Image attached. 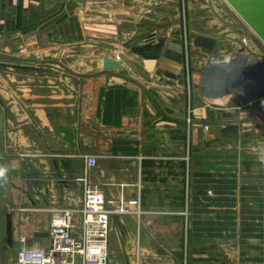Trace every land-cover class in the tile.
I'll list each match as a JSON object with an SVG mask.
<instances>
[{"label": "crops", "instance_id": "obj_1", "mask_svg": "<svg viewBox=\"0 0 264 264\" xmlns=\"http://www.w3.org/2000/svg\"><path fill=\"white\" fill-rule=\"evenodd\" d=\"M215 1L188 0L189 21L200 11L207 27ZM180 22L179 0H0V57L19 61L17 69L107 39L135 73L77 75L74 97L60 85L31 90V76L21 80L24 99L6 115L15 150L27 152L15 161L26 174L18 181L26 208L12 214V264L23 247H49L55 211L80 210L73 182L84 176L86 156L96 159L90 180L108 202L137 199L144 212L139 225L134 216L111 217L113 264H178L186 250L191 264H264V47L254 40L235 49L241 32L215 37L208 27L216 46L195 47L187 80ZM221 56L225 62L210 63ZM252 94L263 98L261 109L229 107Z\"/></svg>", "mask_w": 264, "mask_h": 264}, {"label": "rangeland", "instance_id": "obj_2", "mask_svg": "<svg viewBox=\"0 0 264 264\" xmlns=\"http://www.w3.org/2000/svg\"><path fill=\"white\" fill-rule=\"evenodd\" d=\"M220 1L219 4H217V2H212V7H210V16L208 18V22L209 25H207V27H205V25H203L202 23H198L200 17H202L201 15H203L200 11L195 12L194 17L190 18L189 21V17H190V12H189V4H188V9L186 11V16L188 19V32L189 35L191 37V35L193 34L194 37L196 38H192L191 37V41H190V45L188 46V49L186 48V43H185V39H184V26H183V10L181 8V3H180V12H181V22H180V26H181V31H182V35H183V55H184V74H185V79L187 80H192V68H191V63H192V52L193 51H197L195 50L197 47L194 44V41H196L197 37H208L207 34H210L208 31V27H212L213 29H211V31L213 30L215 32V36L217 33H223V31H227L226 29L229 30V28L231 31H239L241 33H238V44L236 48H238V46H240V39L241 38H246L249 35V43L250 41H259V46L262 48L264 47V44L257 38L256 35H251L252 32H250V29L245 25V23L240 19V17L234 12V10L224 1V0H218ZM180 2V1H179ZM106 6L101 5L100 10L101 13L103 12V10L105 9ZM215 9L219 12H221L224 17L223 18H218V14L217 11H215ZM208 10V11H209ZM105 11V10H104ZM84 12V11H82ZM86 15V14H85ZM102 15V14H101ZM103 16V15H102ZM101 16V17H102ZM192 19V20H191ZM224 19H226L227 21L225 22ZM222 20V21H220ZM192 21V23H191ZM223 23V24H221ZM90 26V23H88ZM221 25V26H220ZM242 25V26H241ZM243 29V31H242ZM245 31L248 33H245ZM206 32V33H205ZM92 33V32H90ZM251 33V34H249ZM213 34V33H212ZM227 33L225 32V35ZM231 33H228L227 35L230 36ZM211 38V37H208ZM213 39V38H211ZM73 40V39H72ZM96 40V39H95ZM54 43V42H53ZM99 44L101 46H94L92 44ZM92 42V40L90 39V41H88L84 47H81V45H78V47L74 46L72 48L69 49V51H64L63 50V54H59L56 53L57 51H53V53L56 54H52V56H50V58H43L42 62H38L40 63V65H38L37 63H31V69H24V70H19L18 65L20 62L19 61H14V58L12 59L11 57H9V59H7L6 55H2V57H0V76L2 77V82H0V116H2V130L0 133V145H1V152L3 153V158L2 161L0 162V168H4L7 169L6 174L1 178V196H2V204H3V209L6 213H23L24 214V210H20L17 211L18 208L20 209H25V194L24 193V183L23 187H20L18 181H22L21 179H25L26 178V174L25 171L23 170H19V172L16 170V166H15V161H18L19 158L21 157H25L27 155L26 149L21 146V148L17 149V150H21L20 152L17 150H15V145L14 143L12 144V140L10 139L9 133L6 132L7 130V120L8 118L6 117L7 115V111L11 109L10 103L12 102H19V104L21 105L22 100L24 99L23 95L25 94V92L23 90H25L26 85H22V79L25 80V76L28 75V77L31 76V90L35 89V88H39V87H45L46 90H49L50 87H52V90H54L58 85H60V88H62L66 94L68 95H75V89H76V78L77 75L81 76L84 75L85 77H91L93 75H99V74H103V73H108L111 72V64L115 61H119L124 63L125 65L128 64L130 65L124 58V56L122 55V50H118L116 52L111 51L108 49V47L112 46L111 44H109V42L107 41V39L105 40H101L99 42ZM60 44V43H59ZM244 46V45H243ZM230 50V48H229ZM232 51V50H230ZM235 52V51H234ZM21 54V53H19ZM37 54L33 53L31 51V61L37 62L35 59H37ZM52 57V58H51ZM230 57V55H229ZM26 58V57H25ZM82 58V60H81ZM124 58V61H123ZM232 59V58H231ZM224 60H226V58L224 57ZM232 61V60H230ZM78 62V63H77ZM201 62L204 63V59H201ZM64 65L65 67L61 66ZM80 67H84V71H79L76 68H80ZM92 67V68H90ZM88 69V70H87ZM203 69V68H202ZM81 70V69H80ZM218 71H220L218 69ZM15 73L21 74L23 75L21 78L20 76H14ZM113 73V72H112ZM132 74L135 73L134 71L132 72ZM186 80V81H187ZM44 81L43 83L45 84L44 86L41 84L40 82ZM50 83H53L51 86ZM61 83V84H60ZM234 83V82H233ZM232 85V84H231ZM23 91V92H20ZM193 93V84H191V87L189 89V86L186 87V93L188 95V93ZM52 93V91H51ZM235 93V92H234ZM235 95H239L237 93H235ZM255 95H251V99L246 98V101L242 102L243 97L240 96L239 99H241L240 101L237 100V102H233L229 105V107L231 109L233 108H246L251 110L252 108H260V102H258L260 99H253ZM3 99V101H2ZM250 103H253L252 105H250ZM23 109L24 111L25 106L22 103V106L20 107V109ZM261 109V108H260ZM16 122V119L14 120ZM73 123H74V118H73ZM6 132V133H5ZM18 157V158H17ZM89 156L85 157V161L86 158ZM24 164V162H22ZM24 167L26 168L25 164ZM24 168V169H25ZM86 169V168H85ZM86 173V171H85ZM85 176V174H84ZM84 176L82 178H84ZM80 178V179H82ZM74 187L77 185L79 190L80 195L82 193H84L83 189H84V184L83 187L81 186V183H77L75 184L73 182ZM16 190L18 191V193H21V197L20 198H16L15 195H13L14 193H16ZM144 214V212H142ZM142 214V215H143ZM141 215V217H142ZM135 217V216H134ZM141 217H135L137 220V224H140V219ZM52 219V218H51ZM15 243V242H14ZM16 252V248H15V244H14V248L12 249H7L6 250V262L7 264H12L13 262V258L15 257V253ZM0 263H1V247H0Z\"/></svg>", "mask_w": 264, "mask_h": 264}, {"label": "built area", "instance_id": "obj_3", "mask_svg": "<svg viewBox=\"0 0 264 264\" xmlns=\"http://www.w3.org/2000/svg\"><path fill=\"white\" fill-rule=\"evenodd\" d=\"M179 1L183 10L184 39L188 49L191 41L186 16L188 0ZM250 32L252 31L250 30ZM251 35L255 34L252 32ZM249 36L241 38L240 44L246 46L249 43ZM221 57H213L210 63L217 65L225 62V60L220 61ZM252 104L250 103V105ZM95 164V157H87L85 176L76 180V183H81L82 187L84 184V193L80 195L82 198L80 210L78 212L73 209L55 211L52 216L49 247L46 249L23 247L17 253L15 264H113L109 256L111 217L135 216L140 218L143 211L141 203L137 199L120 204L114 203V201L108 202L104 192L98 186L93 185L90 180L89 171ZM76 212L81 215V224L77 232L74 224ZM182 215L185 218L186 242L188 244L191 218L188 206ZM21 242L26 244V239L22 238ZM131 264L145 263L137 261ZM178 264H191L187 250L184 260Z\"/></svg>", "mask_w": 264, "mask_h": 264}, {"label": "water", "instance_id": "obj_4", "mask_svg": "<svg viewBox=\"0 0 264 264\" xmlns=\"http://www.w3.org/2000/svg\"><path fill=\"white\" fill-rule=\"evenodd\" d=\"M240 17L245 25L257 36V38L264 44V0H224ZM194 44L198 47L205 48L207 50H213L216 46V41L208 37H197ZM98 46V44H95ZM101 46V45H99ZM124 61V58H123ZM220 61H224L221 57ZM62 67H65L61 64ZM113 73H116L123 77H134L131 70L132 68L128 64H124L119 61H115L111 64ZM2 116H0V133L2 130ZM3 153L1 152L0 145V162L2 161ZM42 236V235H41ZM14 226L13 215L6 213L3 209L2 196H1V178H0V247H1V263L6 262V250L7 248H14Z\"/></svg>", "mask_w": 264, "mask_h": 264}, {"label": "clouds", "instance_id": "obj_5", "mask_svg": "<svg viewBox=\"0 0 264 264\" xmlns=\"http://www.w3.org/2000/svg\"><path fill=\"white\" fill-rule=\"evenodd\" d=\"M7 169L0 168V178H2L6 174Z\"/></svg>", "mask_w": 264, "mask_h": 264}]
</instances>
